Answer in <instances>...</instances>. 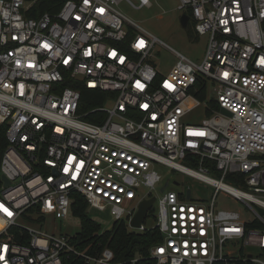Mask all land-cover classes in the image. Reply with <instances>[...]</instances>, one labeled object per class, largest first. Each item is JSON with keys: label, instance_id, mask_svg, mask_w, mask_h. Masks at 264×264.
I'll use <instances>...</instances> for the list:
<instances>
[{"label": "built area", "instance_id": "built-area-1", "mask_svg": "<svg viewBox=\"0 0 264 264\" xmlns=\"http://www.w3.org/2000/svg\"><path fill=\"white\" fill-rule=\"evenodd\" d=\"M120 1L152 6L69 0L33 19L26 0H0L1 173L10 182L0 189V264H115L101 243L43 230L45 217L73 214L75 195L132 232L157 229L155 264H264V218L248 204L264 207L256 196H264V0H179L195 34L210 40L202 64L173 51L168 74L153 61L163 43L127 19ZM83 89L101 103L88 108L94 98L84 103ZM198 108L207 118L185 125ZM156 164L228 192L253 220L217 209V192L206 205L188 200L190 189L154 196L163 181ZM229 175L253 193L225 184ZM153 197L155 226L131 227Z\"/></svg>", "mask_w": 264, "mask_h": 264}, {"label": "rangeland", "instance_id": "rangeland-1", "mask_svg": "<svg viewBox=\"0 0 264 264\" xmlns=\"http://www.w3.org/2000/svg\"><path fill=\"white\" fill-rule=\"evenodd\" d=\"M129 1L136 6H139L138 0ZM151 2V7L135 9L126 1H120L116 8L127 19L141 26L172 50L171 51L163 44H158L156 46L153 61L157 64L159 71L162 74H168L175 66L179 58L173 53V51L185 56L194 63L202 64L206 56L210 36L194 35L193 40L189 38L188 33L190 30L194 31V24L190 23L187 28L182 27L181 17L184 14L189 13V11H179V0H151ZM107 107L111 108V105H107ZM205 118H207V115L204 108H198L187 115L183 119V123L185 125H200ZM179 163L188 168L200 171L199 167L191 166L186 161L181 160ZM154 169L163 179L159 190L153 192L154 196L161 197V190L169 181V186L166 189L167 191H174L178 194H183L190 189L193 194V202H199L206 205L217 192V209L238 212L246 221H252L255 216L254 212L244 202L224 190L217 191L212 185L162 164H156ZM209 176L216 180L220 179L214 174H209ZM176 183L179 185H176ZM224 183L243 192L253 193L248 188L230 182L227 179L224 180ZM256 196L264 201V196L258 194ZM248 204L264 218V207L251 202H248ZM134 207L135 205L131 204L126 206V209L128 211ZM153 211V214L157 215V204H155ZM88 213L90 218L100 226V233L112 230L115 219L111 216L110 211L101 212L97 209L91 208ZM45 220L46 223L43 222V226H45L43 227V230L48 233L63 235L68 238H76L81 233V220L73 214H70L66 219H57L55 216H47L45 217ZM155 224V220L152 216H149L145 222L147 228H152ZM251 252L255 253V250L251 249Z\"/></svg>", "mask_w": 264, "mask_h": 264}, {"label": "trees", "instance_id": "trees-1", "mask_svg": "<svg viewBox=\"0 0 264 264\" xmlns=\"http://www.w3.org/2000/svg\"><path fill=\"white\" fill-rule=\"evenodd\" d=\"M67 1L69 0H26L30 8L25 11V16L27 18L37 19L46 13L54 15ZM193 32V30H190L188 33L191 40L194 39L195 33ZM82 95L84 103L88 98H94L93 102L88 104V108L101 103L99 99L102 95L100 93L83 89ZM200 97L201 99L205 98L204 89ZM86 120L94 122L91 118H87ZM6 130L5 126H0V189L2 186L1 161L8 147V142L5 137ZM238 179L241 181L239 176L235 178L234 175H229L227 178L228 181L242 186V184L238 183ZM74 197L75 201L72 206V212L81 220V233L78 235L77 240L93 246L101 243L104 248L111 249L114 252L115 264H131L130 262L134 259H142L137 264H155L149 257L150 249L162 241V236L157 229L145 233H135L129 230L125 222H117L114 223L111 231L103 233L99 238H95V234L100 231V226L90 218L87 200L80 195H75ZM65 264H72V261Z\"/></svg>", "mask_w": 264, "mask_h": 264}, {"label": "water", "instance_id": "water-1", "mask_svg": "<svg viewBox=\"0 0 264 264\" xmlns=\"http://www.w3.org/2000/svg\"><path fill=\"white\" fill-rule=\"evenodd\" d=\"M181 25L183 28L188 27L189 17L187 15H183L181 17ZM221 112L223 114L229 116V117L232 116V114L230 112L226 111L225 109H222ZM2 181H3L5 187L10 184V182L8 181V179L4 175H2ZM176 185H179V184L176 183ZM168 186H169V181L162 188L161 192H164ZM191 194H192L191 190H188L187 191V199L188 200L191 199ZM155 204H156V197L142 201L139 205V209H138L137 213L135 214V216L131 222V227L140 228L142 226V224L148 218L149 213L154 210Z\"/></svg>", "mask_w": 264, "mask_h": 264}, {"label": "flooded vegetation", "instance_id": "flooded-vegetation-1", "mask_svg": "<svg viewBox=\"0 0 264 264\" xmlns=\"http://www.w3.org/2000/svg\"><path fill=\"white\" fill-rule=\"evenodd\" d=\"M189 23H192L193 24V22H192V20L190 19V22Z\"/></svg>", "mask_w": 264, "mask_h": 264}, {"label": "crops", "instance_id": "crops-1", "mask_svg": "<svg viewBox=\"0 0 264 264\" xmlns=\"http://www.w3.org/2000/svg\"><path fill=\"white\" fill-rule=\"evenodd\" d=\"M188 16V15H187ZM189 17V16H188ZM189 22H190V17H189ZM190 24V23H189ZM196 35V34H195Z\"/></svg>", "mask_w": 264, "mask_h": 264}, {"label": "snow or ice", "instance_id": "snow-or-ice-1", "mask_svg": "<svg viewBox=\"0 0 264 264\" xmlns=\"http://www.w3.org/2000/svg\"><path fill=\"white\" fill-rule=\"evenodd\" d=\"M143 42L141 41V44H142Z\"/></svg>", "mask_w": 264, "mask_h": 264}]
</instances>
